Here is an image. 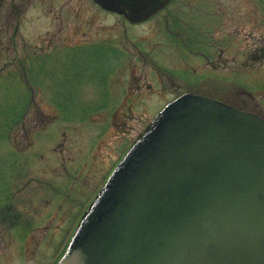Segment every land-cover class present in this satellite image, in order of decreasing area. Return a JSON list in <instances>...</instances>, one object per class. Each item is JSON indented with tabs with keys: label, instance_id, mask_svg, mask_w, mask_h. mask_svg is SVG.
Masks as SVG:
<instances>
[{
	"label": "rangeland",
	"instance_id": "rangeland-1",
	"mask_svg": "<svg viewBox=\"0 0 264 264\" xmlns=\"http://www.w3.org/2000/svg\"><path fill=\"white\" fill-rule=\"evenodd\" d=\"M183 93L264 118L261 0H173L136 24L91 0H0V264H54Z\"/></svg>",
	"mask_w": 264,
	"mask_h": 264
},
{
	"label": "water",
	"instance_id": "water-1",
	"mask_svg": "<svg viewBox=\"0 0 264 264\" xmlns=\"http://www.w3.org/2000/svg\"><path fill=\"white\" fill-rule=\"evenodd\" d=\"M130 23L171 0H92ZM56 264H264V119L185 93L156 115Z\"/></svg>",
	"mask_w": 264,
	"mask_h": 264
},
{
	"label": "trees",
	"instance_id": "trees-1",
	"mask_svg": "<svg viewBox=\"0 0 264 264\" xmlns=\"http://www.w3.org/2000/svg\"><path fill=\"white\" fill-rule=\"evenodd\" d=\"M262 2H263V4H264V0H261ZM5 188L7 189V186L5 185ZM6 189H4V190H6ZM3 191V190H2Z\"/></svg>",
	"mask_w": 264,
	"mask_h": 264
},
{
	"label": "flooded vegetation",
	"instance_id": "flooded-vegetation-1",
	"mask_svg": "<svg viewBox=\"0 0 264 264\" xmlns=\"http://www.w3.org/2000/svg\"><path fill=\"white\" fill-rule=\"evenodd\" d=\"M15 4V3H12V5Z\"/></svg>",
	"mask_w": 264,
	"mask_h": 264
}]
</instances>
